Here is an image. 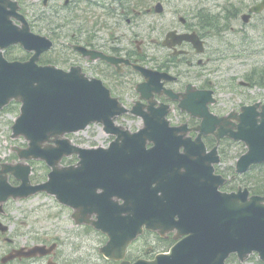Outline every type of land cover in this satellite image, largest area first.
Here are the masks:
<instances>
[{"label": "flooded vegetation", "instance_id": "1", "mask_svg": "<svg viewBox=\"0 0 264 264\" xmlns=\"http://www.w3.org/2000/svg\"><path fill=\"white\" fill-rule=\"evenodd\" d=\"M262 1L7 0L12 25H27L30 32L51 42L39 64L77 66L85 75L100 79L124 107L137 105L152 117V133L169 138L176 133L177 138L193 142L201 123H212L209 133L201 135L206 156L190 150L199 155V165L178 166L177 182L193 178L192 174L209 177V162L213 176L209 177L211 194L199 191L195 181L196 185L185 189L169 185L172 195H168L163 178L171 166L151 160L148 172L162 180L159 189H154L157 181L139 183L143 190L134 194L143 193V197L125 199L124 181L117 183L118 175L112 171L102 181L109 183L113 178L114 186H99L95 191L98 200H107L111 210L107 221L101 210H79L73 219V209L59 204L50 218L64 225L42 237L34 224L23 232L17 226L18 220L28 218L27 200H5L0 204V221L5 226L2 230L0 225V264H264L262 203L254 200L247 206L251 200H232L231 204L217 194L247 189L248 197L264 195V163L237 172L236 162L248 147L223 133L236 131L242 107L256 105L260 112L264 105V7L257 6ZM5 52L9 60H27L31 55L19 44ZM135 66L143 67L145 74ZM140 84L146 85L143 91L137 90ZM115 122L130 132L144 125L130 112ZM98 135L104 147L116 139L103 131ZM119 143L121 155H129L132 149L127 146L133 142L120 138ZM153 146V140L145 137L144 151ZM168 150L174 153L173 148ZM183 152V146L175 151L176 155ZM78 160L72 154L62 164L76 165ZM111 160L117 162L118 156L99 161ZM127 160L132 165V158ZM10 182L15 184L12 178ZM125 200H142L144 213L136 214L135 205L131 208ZM204 203L211 204L200 210ZM230 210L241 214L243 226L240 248L233 251ZM80 218L90 223H76ZM103 229L114 235L109 255L100 252L110 240ZM35 245L44 246L43 254L28 256ZM10 253L15 257H7Z\"/></svg>", "mask_w": 264, "mask_h": 264}, {"label": "water", "instance_id": "2", "mask_svg": "<svg viewBox=\"0 0 264 264\" xmlns=\"http://www.w3.org/2000/svg\"><path fill=\"white\" fill-rule=\"evenodd\" d=\"M3 1L0 0V108L13 99L21 102V112L12 125V136L17 137L22 135L25 137L28 141V147L24 149L15 148L17 154L21 159L36 158L44 160L52 167V170L46 182L32 185L29 179V165L21 163L16 165L2 164V169L0 170V200H6L10 196L13 198H24L45 191L49 194L55 193L58 200L62 203L76 208L80 206L90 211H99V208H101L105 216H111V210L107 209V200H98L95 191L99 186L108 189L114 186L112 183L113 178L109 183H105L102 181L103 175L110 174L113 171V175L116 173L118 175L116 182L120 183L122 181L120 176L122 174L127 176L128 172H130L128 168L119 169L118 171V168L114 167L115 162L112 160L103 163L99 161L112 159L115 151L120 148L118 142H113L108 149L102 147L87 148L73 145L67 138L61 140H58V138L67 132L84 129L92 122H101L104 124L107 132L122 135L123 133L112 124L114 117L126 110L120 106L116 99L110 97L109 91L103 87L99 80H90L73 70L66 72L54 66L37 65L39 48L27 61H5L2 57V48L10 43L21 40L24 44L23 41L26 39H29L30 44L34 47L39 41L37 40L39 36L30 34L28 27L24 29V33H21L4 24L2 22L4 16L1 15ZM258 6L264 7V0ZM32 47H28V49ZM47 47L46 45L45 49ZM248 110V108L245 109L240 126V131L244 135L239 133L241 135L240 138L249 144L250 151L240 160L239 165L244 166L239 168V171L245 170L251 163L264 161V107L259 119H256L255 115L248 112ZM134 111H136V114L139 113L137 110ZM143 118L145 119L146 127L132 135H125L128 140L133 142L131 146H127L132 149L131 152L133 153L138 152V150L141 151L140 145L143 144V138L148 135L152 125L149 124L146 116H143ZM202 126L208 127V123L204 122ZM202 131L205 132V130ZM52 136L57 141V145H44L43 143L50 140ZM183 143L185 142L183 141ZM179 145L182 144H170L167 139L165 141L160 140L158 143H155L150 152L145 151V153H148L147 159L146 161L139 162L138 165L148 166L151 160H155L158 162L155 165L164 164L171 166V168L165 171L163 178V181L168 182V184L163 182L168 195H172L169 185L185 189L196 185V182H198L199 191L206 189L211 194L209 177L199 179L197 177L198 174H192L193 178L188 177L180 179L177 182V172H181L178 166H197L201 160L198 158V154L197 157H193L188 152L176 155L175 151L174 153L166 151L170 148H178ZM184 147L186 150L198 149L200 145L197 142H192L190 145H184ZM164 151H166V155H164ZM72 152H77L81 156L82 160L79 166L71 168L61 167L60 159L62 156L69 155ZM142 153L144 151L140 154ZM162 157L164 161L159 162L158 160ZM185 172L191 173V170H186ZM6 173L13 174L17 179L21 180V183L15 187L10 186L7 183L6 175H3ZM135 175L140 183L153 177V175L149 174L148 169L146 171L136 170ZM161 182L162 180L158 178V184L154 189H159ZM83 190L86 192H83ZM140 190H143V186L140 187ZM221 197H223V200L229 201L236 200L235 198L239 196L226 195ZM247 200H264V196H254ZM130 203L131 208L135 205L136 214L141 215L144 213L142 201L131 200ZM210 204H200L199 208L200 210L203 208L207 209ZM231 204H233L232 201ZM262 207L261 229L264 236V203ZM226 220L228 221V217ZM230 220L232 238L230 250L233 251L240 248L243 231V226L240 225L241 214L238 211L230 210ZM98 226L95 223V227ZM108 233L110 241L106 247L101 249L103 252H105V249L111 248L112 250L113 247L114 235L111 234V231ZM41 249L42 247L31 249L33 251L32 254ZM135 264L144 263L139 261Z\"/></svg>", "mask_w": 264, "mask_h": 264}, {"label": "rangeland", "instance_id": "3", "mask_svg": "<svg viewBox=\"0 0 264 264\" xmlns=\"http://www.w3.org/2000/svg\"><path fill=\"white\" fill-rule=\"evenodd\" d=\"M264 57V56H263ZM262 57V58H263ZM264 59V58H263ZM15 110H10L8 112H1L0 113V156L11 159L13 156L12 147L16 145H21L22 141L20 139H13L11 138V124L13 119L15 118ZM80 135L85 136L82 139H79L84 145H95L99 141H102V137H99L97 134V128L95 129L94 126L89 128L86 132L80 133ZM76 138V137H75ZM40 165L39 163L37 164ZM42 170L43 174L45 173V168L40 169ZM27 201L22 202L24 204L25 210L28 209V218L17 221V226L21 229V231L27 230L29 225L34 224L38 227L39 232H43L39 237L45 236L48 230H52L54 227L56 230H60L64 224H59L52 218H50L51 210L57 211L59 208L55 207L52 203V198L46 194L36 195ZM37 206V207H35ZM35 207V208H34ZM23 222L24 225H23ZM50 234L53 233L52 231L49 232ZM44 238V237H43Z\"/></svg>", "mask_w": 264, "mask_h": 264}]
</instances>
